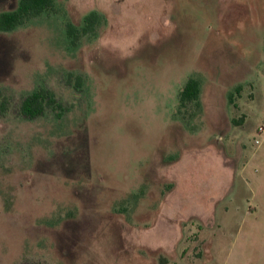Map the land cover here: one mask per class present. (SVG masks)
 <instances>
[{
    "label": "rangeland",
    "instance_id": "374dc122",
    "mask_svg": "<svg viewBox=\"0 0 264 264\" xmlns=\"http://www.w3.org/2000/svg\"><path fill=\"white\" fill-rule=\"evenodd\" d=\"M42 85L64 107L26 119ZM4 100L0 264H264V0H56L0 32Z\"/></svg>",
    "mask_w": 264,
    "mask_h": 264
},
{
    "label": "trees",
    "instance_id": "16d2710c",
    "mask_svg": "<svg viewBox=\"0 0 264 264\" xmlns=\"http://www.w3.org/2000/svg\"><path fill=\"white\" fill-rule=\"evenodd\" d=\"M56 10V0H19L18 5L13 10L0 12V32H8L15 30L18 27L24 26L32 18L43 15L44 13ZM103 22V17L96 11L91 12L84 18V25L78 27L75 23L69 22L67 24V35L71 39L72 46L78 47L79 42L85 34H95L97 27ZM74 74L68 73L66 82L72 84ZM77 81L74 83L75 88H80L83 78L77 75ZM203 88V81L201 77L194 74L189 76L185 85L179 94V106L177 114H182V109L188 105H193L197 113L203 111L201 102V94ZM241 86L237 87V92L240 93ZM230 102H233V95H230ZM54 107L63 108L61 102L55 91L47 85L38 86L33 91L26 94L20 103V114L26 119H35L43 116L46 112ZM8 108L4 100L0 104V114L3 115ZM185 121V117H182ZM167 259L161 257V264H165ZM23 264H45L42 262L27 260Z\"/></svg>",
    "mask_w": 264,
    "mask_h": 264
},
{
    "label": "crops",
    "instance_id": "0c3cea01",
    "mask_svg": "<svg viewBox=\"0 0 264 264\" xmlns=\"http://www.w3.org/2000/svg\"><path fill=\"white\" fill-rule=\"evenodd\" d=\"M201 95H202V94H201ZM258 147H259V146H258ZM258 149H259V148H258ZM182 158H183V156H180L177 160L174 161V163H172V165H174V164L180 162V161L182 160ZM244 169H245V168H244ZM244 169H243V171H244Z\"/></svg>",
    "mask_w": 264,
    "mask_h": 264
},
{
    "label": "built area",
    "instance_id": "2783aa9c",
    "mask_svg": "<svg viewBox=\"0 0 264 264\" xmlns=\"http://www.w3.org/2000/svg\"><path fill=\"white\" fill-rule=\"evenodd\" d=\"M257 142H260L259 140Z\"/></svg>",
    "mask_w": 264,
    "mask_h": 264
}]
</instances>
